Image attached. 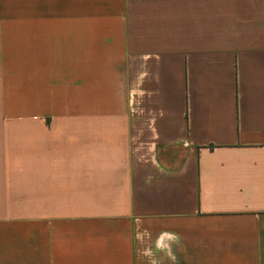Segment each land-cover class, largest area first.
<instances>
[{"label":"crops","instance_id":"1","mask_svg":"<svg viewBox=\"0 0 264 264\" xmlns=\"http://www.w3.org/2000/svg\"><path fill=\"white\" fill-rule=\"evenodd\" d=\"M0 264H264V0H0Z\"/></svg>","mask_w":264,"mask_h":264},{"label":"built area","instance_id":"2","mask_svg":"<svg viewBox=\"0 0 264 264\" xmlns=\"http://www.w3.org/2000/svg\"><path fill=\"white\" fill-rule=\"evenodd\" d=\"M162 238V237H161Z\"/></svg>","mask_w":264,"mask_h":264}]
</instances>
